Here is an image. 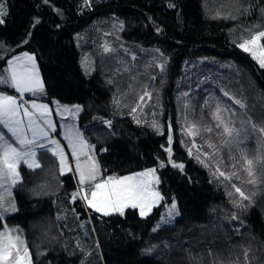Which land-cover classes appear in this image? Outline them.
Here are the masks:
<instances>
[{"label":"trees","instance_id":"1","mask_svg":"<svg viewBox=\"0 0 264 264\" xmlns=\"http://www.w3.org/2000/svg\"><path fill=\"white\" fill-rule=\"evenodd\" d=\"M112 15L123 23L121 37L160 47L171 73L193 57L231 61L230 70L214 73L264 126V68L239 47L246 35L264 31V0H13L0 25V69L13 55L34 52L46 95L81 104V126H105L90 138L103 175L155 166L163 199L146 216L131 206L104 215L82 195L73 199L75 175L62 174L54 160L51 172L25 176L14 188L17 211L0 227L22 230L33 264H264V193L230 206L221 182L211 180L217 168L180 147L182 131L199 130L191 139L198 145L208 137L203 118L181 122L172 97L153 116L115 115L107 83L97 72L85 74L76 34ZM173 201L177 214L162 221Z\"/></svg>","mask_w":264,"mask_h":264},{"label":"rangeland","instance_id":"2","mask_svg":"<svg viewBox=\"0 0 264 264\" xmlns=\"http://www.w3.org/2000/svg\"><path fill=\"white\" fill-rule=\"evenodd\" d=\"M0 2L5 5L6 15L12 12L13 0H0ZM87 2H90V0H87ZM0 19L5 21V15L0 16ZM4 24L5 22L0 25ZM122 26V21L112 15L103 20L93 22L83 32L76 34V42L81 51L80 61L82 68L86 75L97 72L105 83H107L112 95L111 97L116 112L115 115L131 113L132 109L136 108L139 113L144 111L148 114L149 112L150 116H153L154 113L162 109L164 102H168L169 97H172L176 106L178 119L181 120V122L191 120L196 122L197 119L203 118L202 121H199L202 123L201 126L205 129L212 128V131L207 135L208 137L205 138V142L203 141L200 145L191 140L192 135L186 134V132L192 130L182 131L180 135L182 139L180 147L188 153H190L189 150H191L192 155L198 156L201 161H203L202 164L219 168L220 171L225 173V176H230L233 172L237 173L236 176H231L230 180L219 176L217 171L211 177L212 182H221L219 184L225 189L227 203L230 206H237V204L241 203V197L236 193L233 185L239 187L249 199L255 194H263L264 140H261L260 135L258 136V132L254 133L251 131L250 124L243 125L241 134L239 136L234 135L232 138L224 135L223 126L219 128L216 127L217 120L214 118V114L218 106L221 109L220 115L222 119L226 123L229 121L232 122L229 126L240 129L242 128V121L251 119L245 107L242 108L239 104L234 103L235 100H240L244 104V101L234 91V87L230 82L220 80L214 73V71L219 68H223L227 71L230 70L232 62L214 60L207 56H198L186 61L180 71L171 73L168 71L169 58L160 47L155 45H143L138 42L124 39L119 34ZM250 37L251 35H246L239 41V45L245 40L250 39ZM106 48L108 51L105 50ZM22 52H28L35 56L34 52L31 51ZM11 58L12 57L9 59ZM161 66H163V71L161 70ZM7 68L8 64L6 63V65L0 69V76H7ZM36 69L43 84L42 74L37 61ZM145 91L151 93V97H145L144 101L141 102L140 97L143 96ZM0 92L14 95L18 98L20 96L15 89L6 85H0ZM225 92L228 93L227 96L224 95ZM184 93H187V95L185 96ZM23 101L27 102L30 111L32 110L31 104L33 102L48 106L50 119L56 126V131H50L49 133L50 139L58 140L60 146L64 149V154L67 157V164L63 173H74L79 186V192L82 196L87 194L90 199V186L94 187V183L103 182L107 180L108 177L119 178L122 176H130L134 173L143 172L149 168L156 170L154 178H152L151 190L158 191V183H156V180L158 179V181H160V177L155 166L124 175H103L101 166L97 160L95 143L91 141L90 138L95 134L98 135L99 131L105 128V126L99 125L91 129L87 126H81L79 122V114L82 111L81 104L62 102L56 97H48L44 85L41 92L35 94L31 92L24 93ZM75 105H79L81 110L73 115L72 113ZM65 108L68 110H65ZM251 121L253 122L252 119ZM69 126L73 129H78L88 145L83 149L86 155L80 156L81 168L85 171L91 168L92 160L88 159L89 156H91L99 166L94 182L86 181L84 185H80L79 183L80 176L77 171V161L72 156L68 141L64 139V135ZM0 128H2V126H0ZM185 128H187L186 125ZM246 136L247 138H245ZM251 137L253 138V145L250 144ZM226 141H228V143H226ZM237 141L241 143L238 145ZM210 144L214 147H209ZM242 151L245 153L246 158L253 162L252 168L255 175V183L248 182L251 178L247 171L244 170L247 165L244 159H242ZM37 160L41 167L35 170L21 163L19 166L21 180H23L25 176H36L46 170L51 172L54 160L60 171L61 165L59 158L54 156L50 151L38 150ZM18 184L11 186L7 191L0 188V196L4 197L5 206H10L13 203H15L16 206L14 188L18 186ZM84 201L87 204V201ZM158 203L159 202L153 203L151 209ZM171 204L164 212L162 221H167L177 214L178 210L176 205L174 213L169 215ZM146 211L148 214L151 210L146 208ZM11 213L13 212L5 213V217ZM5 226L9 229H19L17 225L4 222L0 230H3ZM11 234L14 237H20L19 246L22 253L24 245H27L22 230L19 229L18 232H13Z\"/></svg>","mask_w":264,"mask_h":264},{"label":"snow or ice","instance_id":"3","mask_svg":"<svg viewBox=\"0 0 264 264\" xmlns=\"http://www.w3.org/2000/svg\"><path fill=\"white\" fill-rule=\"evenodd\" d=\"M45 2H47V0H45ZM85 4H87V0H85ZM170 7H174V5H170ZM4 15H6L5 5L0 2V16ZM4 22L3 19H0V24ZM261 38H264V31H259L255 35H251L250 39L245 40L239 47L245 52L251 53L253 58L264 68V45L260 43ZM26 42L27 41H25V43ZM105 50L108 51L107 48ZM7 64L8 74L6 77L0 76V85H6L15 89L20 96L18 98L17 96L0 92V126H2V128H0V188L5 191L11 186L21 182L22 178L19 171L21 163L33 170L41 167L37 160L38 150L50 151L54 156L58 157L62 174L67 164V157L64 154V149L60 146V142L55 139H50L49 136L50 131H56V126L50 119L48 106L33 102L31 104L32 110L30 111L27 102L23 101L24 93L31 92L35 94L43 90V84L36 69L35 56L28 52H22L20 55H13L12 58L7 61ZM161 70L163 71V66H161ZM184 95L186 96L187 93H184ZM224 95L227 96L228 93L225 92ZM145 97L150 98L151 93L145 91L143 96L140 97V101L143 102ZM234 103L239 104L242 108L244 107L240 100H235ZM65 110L68 109L65 108ZM80 110V106L75 105L72 114L75 115ZM136 111V108L132 109L133 113ZM220 113L221 109L218 106L214 114V118L217 120L216 127L219 128L223 126V133L225 136L229 138H232L234 135L239 136L243 130V125L250 124L251 131L254 133L259 132L261 140H264V127L258 128L251 119L242 121V128L238 129L229 126L232 122L229 121L226 123L222 119ZM102 122L111 126L110 120ZM153 127L155 128L157 125L153 124ZM206 130L211 132L212 128ZM186 134L197 135L199 134V130L189 131L186 132ZM245 138H247V136ZM64 139L68 141L72 156L77 161L80 185H84L86 181L94 182L99 166L95 160L89 156L88 159L92 160L91 168L87 171L81 168L80 156L86 155L83 149L88 145L83 139L80 131L69 126L64 135ZM226 143H228V141H226ZM240 143V141H237L238 145ZM168 144L169 147L166 148L165 151L169 154V157H171V126H169ZM209 147L214 146L210 144ZM189 151L191 154V150ZM241 156L247 165L244 170L247 171L251 178L248 182L255 183L256 180L252 168L253 162L246 158L243 151L241 152ZM197 159H199V157H197ZM201 162L203 163V161ZM164 166V163L161 162L160 167ZM172 166L183 168L182 164L178 165L173 163ZM155 171V169L149 168L143 172L134 173L130 176H122L119 178L108 177V179L103 182L94 183V187L90 186V199L87 194L81 196V198L86 200L88 206L96 212H102L104 215H109L113 212L123 215L125 208L131 206L132 208L138 207L140 209V215L146 216V208L151 210L153 203L163 199L158 191L151 190L152 178H154ZM217 173L219 176L229 180L231 176L237 175L236 172H233L230 176H225V173L220 171L219 168H217ZM156 183H159L158 179ZM233 187L236 193L241 197V203L237 204V206L242 207V201L248 200L249 197H247L239 187L235 185H233ZM80 195L79 191L74 193L73 199H76V197ZM175 209L176 203L173 201L169 215H172ZM16 211L17 208L15 203L10 206H5L4 197L0 196V220L5 218V213ZM232 218L236 219L237 217L233 216ZM18 231V228L9 229L6 226L3 230H0V264H33L28 246L25 244L23 252L21 253L19 246L20 237H14L11 234Z\"/></svg>","mask_w":264,"mask_h":264},{"label":"crops","instance_id":"4","mask_svg":"<svg viewBox=\"0 0 264 264\" xmlns=\"http://www.w3.org/2000/svg\"><path fill=\"white\" fill-rule=\"evenodd\" d=\"M21 53V52H20ZM20 53H18V54H20ZM17 55V54H16Z\"/></svg>","mask_w":264,"mask_h":264}]
</instances>
